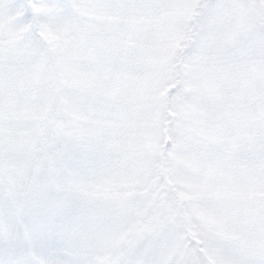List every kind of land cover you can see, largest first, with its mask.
<instances>
[{
  "label": "snow or ice",
  "instance_id": "6c2138e0",
  "mask_svg": "<svg viewBox=\"0 0 264 264\" xmlns=\"http://www.w3.org/2000/svg\"><path fill=\"white\" fill-rule=\"evenodd\" d=\"M0 264H264V0H0Z\"/></svg>",
  "mask_w": 264,
  "mask_h": 264
}]
</instances>
